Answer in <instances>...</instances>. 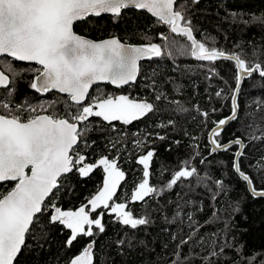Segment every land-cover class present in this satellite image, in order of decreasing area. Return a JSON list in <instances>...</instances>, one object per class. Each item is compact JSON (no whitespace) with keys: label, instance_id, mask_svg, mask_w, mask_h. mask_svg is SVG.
Returning a JSON list of instances; mask_svg holds the SVG:
<instances>
[{"label":"trees","instance_id":"trees-1","mask_svg":"<svg viewBox=\"0 0 264 264\" xmlns=\"http://www.w3.org/2000/svg\"><path fill=\"white\" fill-rule=\"evenodd\" d=\"M177 4L186 9L198 41L227 54H241L246 61L264 62V23L253 19L264 17V0H177ZM74 30L92 39L114 36L124 42L156 43L162 48L161 56L140 63L135 83L120 88L95 85L85 102L127 95L152 103L153 111L127 125L90 117L85 122L90 130L76 149L89 163L101 157L116 159L125 178L110 203H125L126 210L147 218L149 223L131 229L121 225L110 210L101 208L91 215L96 218L103 213L105 231L100 233L94 228L93 237H78L69 248L65 241L70 231L62 225L49 224L45 213L40 225L33 227L37 239L28 238L30 247L23 249L16 264H68L90 240H95L94 264H249L252 257L255 259L251 264H264V197L253 196L235 172L238 145L211 153L208 143L213 122L232 112L234 62L196 60L187 50L190 42L185 37L168 33L163 23L133 8L123 10L115 22L111 15L89 16L76 22ZM161 34L168 41L162 40ZM172 41L175 43L170 45ZM5 60L11 59L0 58V66L10 75ZM13 63L17 69L28 70L14 82L13 104L47 105L58 101L49 113L63 114L66 103H71L68 97L57 92L38 94L29 87L37 67ZM221 90L217 97L216 92ZM5 96L6 91L0 89V98ZM157 96L161 98L157 100ZM237 108V117L222 129L219 140H242L244 148L238 160L241 170L253 179L258 190L264 189V77L259 73L244 78ZM76 110L73 107L72 111ZM203 112H208V117L201 115ZM253 134L261 138L252 139ZM85 142L91 147L86 148ZM149 150L154 152L149 183L157 191L143 201L132 202L131 193L143 177V166L137 159ZM185 161L196 172L178 180L171 189L166 188ZM104 177L102 166L87 177L73 171L66 175L58 195L52 199L62 210H75L87 204ZM13 185L14 182L1 183L0 192L6 193ZM41 232L46 234L42 239ZM119 240L125 243L118 245ZM181 240L187 243L181 244ZM212 252L218 255L211 256Z\"/></svg>","mask_w":264,"mask_h":264},{"label":"snow or ice","instance_id":"snow-or-ice-1","mask_svg":"<svg viewBox=\"0 0 264 264\" xmlns=\"http://www.w3.org/2000/svg\"><path fill=\"white\" fill-rule=\"evenodd\" d=\"M197 2L192 0V3ZM130 8L146 10L158 22L167 25L171 33L185 37L190 42L187 50L196 60L234 62L236 88L231 94L232 114L228 120L236 118V92L242 78L253 73L264 77V62L246 61L241 54H227L198 41L186 9L178 5L177 0H0V57L11 58L5 60L10 75L0 66V89L6 91V96L0 98V182H14L6 193L0 192V264H16L23 249L30 247L28 238L37 239L33 227L40 225L45 213H48L49 224H59L70 231L65 241L69 248L78 237H93L94 228L100 233L105 231L101 218L103 213L96 218L91 215L101 208L110 210L121 225L131 229L149 223L147 218L136 217L126 210L125 203H110L125 178L116 159L101 157L95 163H89L86 156L76 150L90 130L85 124L90 117H99L109 124L120 121L127 125L153 111L152 103L133 100L127 95H108L84 103L94 83L109 82L116 87L127 85L137 78L138 61L162 54L161 46L156 43L132 46L114 36L93 41L74 31V24L89 16L110 14L115 22L123 10ZM232 15L235 19L236 14ZM253 19L264 23V17ZM160 38L169 39L163 34ZM174 43L172 41L170 45ZM15 61L39 66L33 70L35 75L29 84L30 89L41 94L52 91L67 94L71 103H66L63 114L49 113L58 101L47 105L13 104L14 82L28 71L17 69ZM222 91H217L216 96L220 97ZM160 98L156 97L157 100ZM73 107L77 110L72 111ZM201 115L208 117L209 113ZM226 122L225 119L214 121L215 126L208 132L211 153L220 149L228 151L232 145L244 148L240 138L228 143L219 140L221 126ZM251 138L261 137L253 134ZM85 147L91 145L85 142ZM234 155L239 157L242 152L237 151ZM153 156L154 152L149 150L137 159V163L143 166V177L131 193L132 202L143 201L157 191L149 183ZM183 164L185 166L174 172L166 188L171 189L178 180L191 177L196 172L195 168L186 166L187 161ZM99 166H103L105 173L103 186L88 199L87 204L75 210H62L56 205L52 198L58 195L67 174L75 171L80 177H87ZM233 168L253 196L264 197V189L258 190L253 179L241 170L235 160ZM216 183L222 186L220 181ZM45 235L41 232L40 238ZM124 243V240L117 241L118 245ZM184 243L187 241L181 240V244ZM94 244L95 240H90L68 264H94ZM210 255L217 256L218 253ZM254 259L250 258L249 264Z\"/></svg>","mask_w":264,"mask_h":264},{"label":"water","instance_id":"water-1","mask_svg":"<svg viewBox=\"0 0 264 264\" xmlns=\"http://www.w3.org/2000/svg\"><path fill=\"white\" fill-rule=\"evenodd\" d=\"M198 1H201V0H198ZM134 9V8H133ZM137 10V9H136ZM138 11H145L148 15H150L151 16V14L150 13H148L146 10H138ZM102 15H110V14H102ZM95 17V16H94ZM151 17H153V16H151ZM153 18H155V17H153ZM155 19H157V18H155ZM75 31V30H74ZM78 34V33H77ZM80 35V34H79ZM81 36H84V35H81ZM84 37H86V38H88V39H91V40H93V41H100V40H103V39H107V38H110V37H107V38H103V39H92V38H89V37H87V36H84ZM116 38H118V37H116ZM119 39V38H118ZM121 42L122 43H125V44H128V45H132V46H141V45H146V44H132V43H128V42H124V41H122L121 40ZM1 58V57H0ZM146 59H149V58H143V59H141L140 61H138V74H137V78H136V80L134 81V82H130L129 84H133V83H135L136 81H137V79H138V75H139V70H140V63L142 62V61H144V60H146ZM17 62H20V61H17ZM22 63H27V62H22ZM254 74V73H253ZM247 77H249V76H244L243 78H242V80H241V83H240V87H241V85H242V82H243V80H244V78H247ZM101 84H108V85H110L111 87H113V88H120V87H116L115 85H112L111 83H109V82H97V83H94L92 86H90V88H89V92H90V90L92 89V87H94L95 85H101ZM129 84H127V85H129ZM123 86H126V85H123ZM123 86H121V87H123ZM240 87H239V89H240ZM236 88V87H235ZM55 92V91H54ZM238 93H239V90L236 92V98H237V96H238ZM38 94H40V95H44V94H46V93H43V94H41V93H38ZM61 95H65V96H67V94H61ZM87 100V99H86ZM86 100H85V102H86ZM84 102V103H85ZM237 113H238V108H237V110H236V117H237ZM231 114H232V112L228 115V116H226L225 118H223V119H225L227 122L223 125V126H221V131H222V129H224L229 123H231L233 120H235V119H232V120H228L227 118L229 117V116H231ZM215 126V125H214ZM213 126V127H214ZM212 127V128H213ZM211 128V129H212ZM210 129V130H211ZM228 143V142H227ZM210 148H211V145H210ZM222 149H220V150H217V151H221ZM242 150L243 149H241L240 148V146L238 145V148H237V150H236V152L237 151H241L242 152ZM211 151V150H210ZM235 152V153H236ZM234 160L236 161V162H238V160H239V157H235L234 156ZM1 183H3V182H0V184ZM14 186V185H13ZM247 189H248V186H247ZM248 191H249V189H248ZM250 192V191H249ZM251 193V192H250ZM252 194V193H251Z\"/></svg>","mask_w":264,"mask_h":264},{"label":"flooded vegetation","instance_id":"flooded-vegetation-1","mask_svg":"<svg viewBox=\"0 0 264 264\" xmlns=\"http://www.w3.org/2000/svg\"><path fill=\"white\" fill-rule=\"evenodd\" d=\"M165 27H166V31L169 33L170 32V30H169V27L168 26H166L165 25ZM77 33V32H76ZM2 58V57H1ZM9 59H11V58H9ZM19 63H22V62H19ZM24 64H29V63H24ZM30 65H34V64H30ZM37 68L39 67L38 65H35ZM91 91V90H90ZM52 92H54V91H52ZM90 93V92H89ZM89 95V94H88Z\"/></svg>","mask_w":264,"mask_h":264},{"label":"rangeland","instance_id":"rangeland-1","mask_svg":"<svg viewBox=\"0 0 264 264\" xmlns=\"http://www.w3.org/2000/svg\"><path fill=\"white\" fill-rule=\"evenodd\" d=\"M137 101H139V100H137ZM102 167H103V166H102ZM102 186H103V184H102ZM102 186H101V187H102ZM95 194H96V193H94L93 195H95ZM93 195H92V196H93ZM92 196H91V197H92ZM89 207H90V206H89Z\"/></svg>","mask_w":264,"mask_h":264}]
</instances>
